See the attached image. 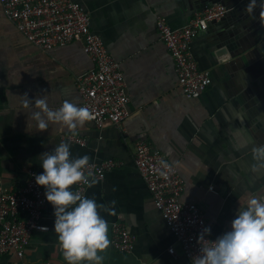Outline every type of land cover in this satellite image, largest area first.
I'll return each mask as SVG.
<instances>
[{
	"label": "crops",
	"instance_id": "0c3cea01",
	"mask_svg": "<svg viewBox=\"0 0 264 264\" xmlns=\"http://www.w3.org/2000/svg\"><path fill=\"white\" fill-rule=\"evenodd\" d=\"M91 17L92 29L119 62L131 99V115L122 126L86 121L75 130L50 122L39 130L31 119L35 100L44 97L53 110L65 100L82 106L77 78L93 68L81 42L43 51L9 20L0 2V179L9 188L22 186L28 171L43 172L40 155L70 142L73 157L88 155L89 163L116 160L86 195L105 206L109 246L98 253L102 264H191L180 243L155 207L134 163L136 144L146 140L174 163L184 179L182 200L202 209L213 237L231 229L237 211L251 196H264V169L252 171V150L264 145L253 121L254 106L233 93V66L214 55L212 29L192 43L199 66L208 70L210 87L187 98L179 86L174 60L159 36L158 16L172 27L187 23L200 0H75ZM25 95L32 104L24 106ZM84 140L81 144L69 138ZM75 190V184L71 186ZM45 190V187L42 186ZM121 223L135 236L131 252L112 245L113 226ZM55 216L47 201L42 224L19 258L14 252L0 264H67L54 230ZM176 249V255L168 250ZM82 264H89L85 261Z\"/></svg>",
	"mask_w": 264,
	"mask_h": 264
},
{
	"label": "built area",
	"instance_id": "2783aa9c",
	"mask_svg": "<svg viewBox=\"0 0 264 264\" xmlns=\"http://www.w3.org/2000/svg\"><path fill=\"white\" fill-rule=\"evenodd\" d=\"M6 17L26 38L43 51L58 46L81 42L93 68L77 78V86L83 104L93 114L94 123L102 127L106 121L122 126L131 115V99L119 62L105 47L102 37L91 26L89 12L75 0H0ZM222 3H212L199 9L184 25L172 27L164 16H158L156 26L160 39L168 48L174 63L179 86L187 98H198L212 84L208 70L202 69L192 51L196 36L207 30L209 23L218 21L228 12ZM84 144V140L69 136ZM169 164L167 179L159 175L160 164ZM134 163L148 187L155 207L160 211L168 227L181 245L183 254L192 261L202 246H211L217 237L205 234L198 237L205 227H210L200 206L193 201L182 200L185 182L177 166L160 150L146 140L136 144ZM120 164L116 160L89 163L95 179H101L107 171ZM36 171L30 169L22 186L9 188L0 179V262L4 255L14 252L19 258L25 254L32 235L41 231L43 212L47 204L45 190L38 185ZM88 185L75 184V190L86 195ZM48 228V227H46ZM211 228V227H210ZM136 238L121 223L113 226V247L123 253L134 249ZM176 255V249L168 250ZM42 264H53L45 261Z\"/></svg>",
	"mask_w": 264,
	"mask_h": 264
},
{
	"label": "clouds",
	"instance_id": "9594fccd",
	"mask_svg": "<svg viewBox=\"0 0 264 264\" xmlns=\"http://www.w3.org/2000/svg\"><path fill=\"white\" fill-rule=\"evenodd\" d=\"M260 3L264 7V0ZM256 4L257 0H249L246 11L250 15ZM25 97L23 104L27 107L32 101ZM35 107L39 111H33L31 119L39 130L47 129L50 122L75 130L94 118L88 107L69 100L53 110L46 98L41 97L35 100ZM252 154L256 162L252 171L264 169V145L254 147ZM89 159L88 155L74 158L70 142H61L52 151L40 155L43 172L35 176L36 183L45 187V197L53 206L54 230L67 264H82L85 261L102 264L104 257L98 253L110 243L108 222L100 215V210H106L105 206L97 204L94 198L82 196L71 187L79 182L89 187L97 183L90 170L85 173ZM160 164L163 170L159 171V175L167 179L169 164L165 160H161ZM40 230L47 231V228L41 226ZM210 233L211 228L205 227L198 237L199 241ZM191 264H264V196H251L247 205L238 209L231 229L213 240L211 246H202Z\"/></svg>",
	"mask_w": 264,
	"mask_h": 264
},
{
	"label": "water",
	"instance_id": "95a60500",
	"mask_svg": "<svg viewBox=\"0 0 264 264\" xmlns=\"http://www.w3.org/2000/svg\"><path fill=\"white\" fill-rule=\"evenodd\" d=\"M222 3L228 12L209 23L214 32V55L229 57L233 66V93L254 106L252 118L264 142V7L257 0L253 14L246 11L249 0H200L199 8Z\"/></svg>",
	"mask_w": 264,
	"mask_h": 264
}]
</instances>
